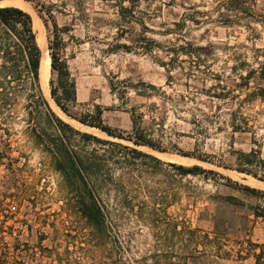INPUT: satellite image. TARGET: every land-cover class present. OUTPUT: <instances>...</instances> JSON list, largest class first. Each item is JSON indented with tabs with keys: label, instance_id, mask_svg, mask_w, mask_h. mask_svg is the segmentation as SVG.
Wrapping results in <instances>:
<instances>
[{
	"label": "rangeland",
	"instance_id": "1",
	"mask_svg": "<svg viewBox=\"0 0 264 264\" xmlns=\"http://www.w3.org/2000/svg\"><path fill=\"white\" fill-rule=\"evenodd\" d=\"M22 1L50 59L54 21L62 30L79 110L101 107L105 123L127 134L135 107L167 151L66 115L51 96L50 70L43 93L58 115L165 162L199 165L264 190V181L225 167H236L240 151L255 149L264 159V0L234 10L225 0ZM22 102L12 118L0 115V206L23 219V264H256L264 196L214 173L182 176L142 158L133 177L99 193L105 225H89L80 198L24 131ZM12 230L9 241H19Z\"/></svg>",
	"mask_w": 264,
	"mask_h": 264
},
{
	"label": "trees",
	"instance_id": "2",
	"mask_svg": "<svg viewBox=\"0 0 264 264\" xmlns=\"http://www.w3.org/2000/svg\"><path fill=\"white\" fill-rule=\"evenodd\" d=\"M248 1L252 3L255 0H225L224 3L225 8L234 10L247 8ZM129 2L134 3L135 0ZM120 8L123 12L129 10L123 3ZM122 16H125L124 13ZM64 49L62 30L54 21L50 42L53 75L50 81L51 96L66 115L111 137L125 139L137 146L167 151L146 132L142 126L144 113L135 107L131 110L133 130L127 134L105 123L101 107L96 111L79 110L76 81L64 56ZM42 59L43 51L31 14L17 6H0V115L12 118L19 102L23 101L22 108L28 118L24 131L47 154L55 170L65 179L69 191L80 198L79 208L89 225L98 228L105 225L106 217L102 212L99 193L108 183H121L122 179L133 177L139 166L138 160L142 158L157 165L174 167L182 176L214 173L244 192L264 196V190L243 185L219 172L199 165L165 162L135 146L76 128L55 112L43 93L40 79ZM249 74L242 75V78L246 79ZM182 155L193 156L192 153ZM225 167L264 181V159L258 150L240 151L236 167ZM114 190H118V187ZM261 259L264 261V250L256 255V264H260Z\"/></svg>",
	"mask_w": 264,
	"mask_h": 264
},
{
	"label": "built area",
	"instance_id": "3",
	"mask_svg": "<svg viewBox=\"0 0 264 264\" xmlns=\"http://www.w3.org/2000/svg\"><path fill=\"white\" fill-rule=\"evenodd\" d=\"M19 215V214H18ZM5 217H7L5 219ZM13 229V234L19 241H9V230ZM24 230V223L21 216H17V213H9L3 206H0V264H8L9 260H14L15 264H23L25 252L29 249H25L28 241H22ZM33 254L32 249L30 250Z\"/></svg>",
	"mask_w": 264,
	"mask_h": 264
},
{
	"label": "bare ground",
	"instance_id": "4",
	"mask_svg": "<svg viewBox=\"0 0 264 264\" xmlns=\"http://www.w3.org/2000/svg\"><path fill=\"white\" fill-rule=\"evenodd\" d=\"M10 1V0H8ZM26 2L22 0H16L13 4V6L17 7H23ZM34 19V18H33ZM51 70V59L43 53V59H42V64H41V83H42V88L43 90L49 94V88H48V82L46 81V76L47 73Z\"/></svg>",
	"mask_w": 264,
	"mask_h": 264
},
{
	"label": "flooded vegetation",
	"instance_id": "5",
	"mask_svg": "<svg viewBox=\"0 0 264 264\" xmlns=\"http://www.w3.org/2000/svg\"><path fill=\"white\" fill-rule=\"evenodd\" d=\"M7 217H5V219H6Z\"/></svg>",
	"mask_w": 264,
	"mask_h": 264
},
{
	"label": "water",
	"instance_id": "6",
	"mask_svg": "<svg viewBox=\"0 0 264 264\" xmlns=\"http://www.w3.org/2000/svg\"><path fill=\"white\" fill-rule=\"evenodd\" d=\"M3 1V0H2ZM0 6H2V5H0Z\"/></svg>",
	"mask_w": 264,
	"mask_h": 264
}]
</instances>
